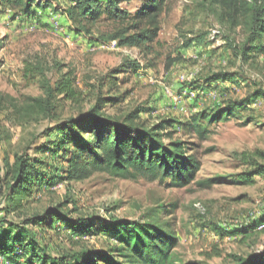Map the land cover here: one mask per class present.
<instances>
[{
	"label": "rangeland",
	"instance_id": "obj_1",
	"mask_svg": "<svg viewBox=\"0 0 264 264\" xmlns=\"http://www.w3.org/2000/svg\"><path fill=\"white\" fill-rule=\"evenodd\" d=\"M145 1L121 0V8L134 16ZM66 6L37 0L27 9L0 0V161L3 165V159L11 161L34 146L29 153L41 161L42 180L28 200L18 197L14 204L0 183V216L21 225L26 239L34 240V252L49 263L66 257L61 264H85L87 252L108 253L116 246L103 229L111 216L153 227L165 223L177 238L175 253L182 264H235L234 256L263 253L264 180L254 176L256 184L242 185L240 177L250 170L247 159L264 153V50L254 49L246 62L235 57L228 45L243 43V29L220 23L203 0L168 1L159 37L142 49L104 39L119 27L106 14L88 25L89 34L78 30ZM197 39L201 42L191 44ZM61 76L76 80L85 102H60L58 118L37 121L28 114L32 99L44 96L45 82L54 84ZM99 98L109 101L103 114L119 121L133 112L148 126L177 121L174 139L196 144L189 155L202 163L195 180L180 186L171 179L126 180L97 172L64 181L68 165L59 135L41 134L60 120L86 114ZM229 107L237 108V115L202 122L210 132L207 139L187 135L194 116ZM37 135L41 138L31 145ZM41 146L50 149L34 151ZM209 180L214 183H203ZM57 204L81 224L70 228L60 219L53 229L24 224ZM27 244H19V255L12 257L1 251L0 264H29L22 256L31 252Z\"/></svg>",
	"mask_w": 264,
	"mask_h": 264
},
{
	"label": "trees",
	"instance_id": "obj_2",
	"mask_svg": "<svg viewBox=\"0 0 264 264\" xmlns=\"http://www.w3.org/2000/svg\"><path fill=\"white\" fill-rule=\"evenodd\" d=\"M3 1L13 4L14 7L27 9L37 2V0ZM57 1L67 4L66 15L78 30L89 34L88 25L99 23L106 14L109 20L118 22L119 27L111 34L104 35V39L117 42L121 47L142 49L154 43L159 37L161 19L170 0H146L134 16L121 8V0ZM203 1L215 12L220 23L233 29H243L245 33L243 43L228 45L235 57L246 62L254 49L264 50L262 44L264 0ZM45 3L48 6L49 2ZM195 41L201 42L197 39L192 40L191 44ZM113 87L114 90L115 86ZM43 91L44 96L32 99L33 103L28 108V114L33 115L37 121L41 118H58L57 109L60 102H71L78 106L85 102L83 92L79 90L76 80L70 76H61L54 84L50 81L45 82ZM108 103L107 99L99 98L86 114L60 120L54 128L47 129L41 134L48 138L53 133L59 135L61 149L64 148L68 165L64 172V181H82L97 172H108L114 178L126 180L139 177L151 181L171 179L180 186H186L195 180L202 163L194 155H189L196 144L174 139L178 133L177 121L162 120L148 126L139 121L136 112L119 121L103 114ZM237 113V108L229 107L216 115L194 116L186 127L189 131L187 135H196L205 140L210 132L203 126V121L212 124L222 118L235 116ZM3 138L4 130L0 123V144ZM39 138L38 135L34 136L31 145H34ZM33 147L14 154L11 161L7 158L3 159V165L0 161V183L7 190L6 197L10 198L13 204L18 197L28 200L33 188L42 185L38 169L41 161L33 158L29 153V150L34 149ZM49 149L47 146H41L34 151L42 153ZM258 156L259 159H247L246 163L250 170L240 177L242 185L256 184L257 180L254 176H260L264 180V153L261 152ZM203 183H214V180ZM62 207L63 204H57L44 213H35L24 224L46 226L51 229L54 227L55 219H60L70 228L81 224V220H72L68 214L63 213ZM22 208V204L15 206L16 210ZM6 212L9 213L11 210L8 209ZM48 219L50 224L47 223ZM260 222H256L254 227ZM103 229L116 242V246L110 247L106 254L87 252L85 264H182L175 253L177 238L166 230L165 223L153 227L111 216L110 223L104 224ZM14 230L17 232L13 236ZM33 241V238L26 239L21 225L10 223L6 216H0V252L11 255L10 257L19 255L21 248L17 247L27 242V248L31 252L23 253L22 256L27 257L29 264L65 262L66 257H63L55 263H49L46 256L34 252ZM234 260L235 264H264V252L246 257L234 256Z\"/></svg>",
	"mask_w": 264,
	"mask_h": 264
},
{
	"label": "built area",
	"instance_id": "obj_3",
	"mask_svg": "<svg viewBox=\"0 0 264 264\" xmlns=\"http://www.w3.org/2000/svg\"><path fill=\"white\" fill-rule=\"evenodd\" d=\"M197 207H200L199 205H197Z\"/></svg>",
	"mask_w": 264,
	"mask_h": 264
}]
</instances>
